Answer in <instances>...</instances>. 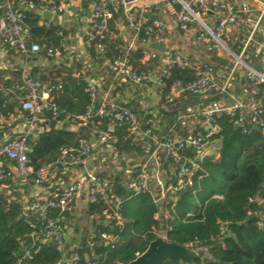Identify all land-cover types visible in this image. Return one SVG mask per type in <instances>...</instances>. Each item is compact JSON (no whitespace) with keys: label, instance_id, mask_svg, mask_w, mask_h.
Instances as JSON below:
<instances>
[{"label":"built area","instance_id":"built-area-1","mask_svg":"<svg viewBox=\"0 0 264 264\" xmlns=\"http://www.w3.org/2000/svg\"><path fill=\"white\" fill-rule=\"evenodd\" d=\"M82 1L89 10L83 44L87 50L96 52L97 57L94 58L102 69L108 71L110 85L107 91L99 93L95 84L85 82L88 106L84 114L73 116L55 102V96L62 91L59 80L47 83L22 74L19 80L12 82L7 77H0V98L4 104L12 98L18 105L16 113L0 117V133L4 134L0 138V185H15L18 179L25 184L49 187L57 178L77 173L88 166L93 158V148L86 140H80L77 149H61L53 162L37 169L30 165L28 141L48 131L52 122L68 125L72 132L79 128L88 129L90 140L100 147L113 146L117 142V132L123 131L124 140L135 137L146 140L151 144L152 157L163 154L176 170L173 178H163L146 161L141 163L137 172L124 170L119 184L126 187L132 196L149 195L155 205L166 208L178 192L193 185L196 173L202 171L200 163L209 160L205 155V147L209 144L207 138L219 132L216 119L220 115L228 118L233 129L249 134L257 128L264 136V106L261 104L264 100V0ZM44 9L36 6L33 0H0L1 47L8 53L25 56L43 53L49 60L61 58L66 52L63 33L60 30L56 33L60 39L59 48L40 45L33 41L26 23L28 14ZM48 12L54 17L61 13V8L51 5ZM117 22L123 27V36ZM43 25L49 28L51 23L45 21ZM174 42L180 48H173ZM111 46L114 54L109 57ZM159 46L162 51L153 49ZM190 46L200 47L208 59L189 60L182 50ZM137 52L140 57L135 63L132 55ZM215 58L220 59V64H214L212 59ZM174 70H189L191 80H174L168 86ZM237 73L244 75L248 96L254 102L248 105L243 100L231 98L225 105L215 103L206 107L200 113L203 128L207 130L205 137L198 132H190L186 138L171 136L169 132L156 135L136 112L118 106L111 95L117 82L126 83L129 90L153 84L162 95L163 110L168 111L181 93L199 101L229 97L231 81ZM18 122L24 124V129L16 137H11L9 131ZM115 159V162L124 160L122 157ZM83 176V181L71 178L59 192L44 200L34 198L27 204L23 215L32 232L26 240L18 241L21 256L14 264H26L41 246L53 244L61 252L56 264H80L81 261L98 264L91 240L86 243L87 252L82 257L78 253L81 247L71 252L66 248L64 229L72 204L83 192L85 183L84 194L89 206L102 207L97 214L101 223L121 227L122 198L116 193L114 182L103 177L101 172L86 170ZM213 199L222 200V197L215 195ZM248 202L252 203L253 199ZM256 203L261 205L262 201ZM162 215L163 222L157 229L152 227L151 234L167 241V223L171 216L166 210ZM247 216L256 217L257 227L262 228L264 210L253 214L248 212ZM153 219L159 221V213ZM228 236L224 226L219 224L217 240L220 242ZM28 239H31V244L27 243ZM99 240L112 247L118 236L102 233ZM27 245L34 249L27 250ZM183 247L195 253L196 258L203 257L196 239Z\"/></svg>","mask_w":264,"mask_h":264},{"label":"trees","instance_id":"trees-1","mask_svg":"<svg viewBox=\"0 0 264 264\" xmlns=\"http://www.w3.org/2000/svg\"><path fill=\"white\" fill-rule=\"evenodd\" d=\"M33 2L38 6L36 1ZM26 23L34 42L59 48L60 39L56 36V26H38L35 14H28ZM110 48L109 57H112L114 51L112 46ZM90 53L95 56L93 50ZM132 57L136 63L140 57L139 52ZM174 80L190 81L191 72L174 70L167 82L168 86ZM60 82L62 91L55 96V102L73 116L84 114L89 103L84 93V84L71 78L69 74L61 78ZM187 96L194 104L200 103L204 107L208 105L206 100L199 101L193 96ZM214 100L216 98L212 101ZM172 108L173 106L165 113L170 120L177 115ZM12 109L13 106L8 105V102L4 104L0 101V117L12 113ZM187 113L188 111L185 115ZM200 120L203 121V118ZM216 123L219 132L207 138V142L213 138L218 139L217 158L201 162L202 171L196 173L193 185L178 192L175 200L166 208L155 205L149 195L132 196L115 180L116 193L122 198L120 214L123 225L116 227L99 224L94 237L81 242L79 255L82 257L87 252L86 243L91 240L94 242L98 264H128L134 261L154 240L151 228H159V223L163 222L162 211L166 210L171 216L167 223V242L183 246L196 239L199 250L207 253L206 257H198L190 264H264V222L262 228H258V219L247 216L248 212L253 214L264 210V136L255 130L244 134L241 129H233L224 114L216 119ZM53 124L54 122L48 131L28 141V160L34 169L55 161L61 149H77L80 140L89 142L91 139L90 131L86 128L72 132L66 126L55 129ZM199 133L206 136L202 129ZM189 134H185V137ZM123 137L124 132L118 131L117 142L113 145L120 157L125 158L131 153L142 155V149L134 145L133 139L124 140ZM199 176H202L201 179H198ZM5 190H0V264H14L21 256L18 241L26 240L32 229L19 204L7 196ZM215 195L221 196L222 200L213 199ZM249 199H253V202L249 203ZM256 199L262 201V204L258 205ZM101 208L99 205H91L87 214L95 216L100 213ZM157 213L159 221L153 219ZM189 214L192 216L189 217ZM219 224L234 239L225 237L219 242ZM102 233L117 235V243L110 247L100 242L99 236ZM26 247L30 251L34 249L30 245ZM60 257V250L53 245L41 246L26 264H56ZM80 264L84 262L81 261Z\"/></svg>","mask_w":264,"mask_h":264},{"label":"crops","instance_id":"crops-1","mask_svg":"<svg viewBox=\"0 0 264 264\" xmlns=\"http://www.w3.org/2000/svg\"><path fill=\"white\" fill-rule=\"evenodd\" d=\"M34 1L37 2L38 7H45L41 12L36 10L30 13L38 17V26L40 27H43V23L47 21L46 19H49L47 11L51 5L61 8V13L54 17L51 16L49 22L63 33L66 39V52L59 59L49 60L45 58L43 53L38 55L28 54L26 56L19 53H8L0 45V77H7L10 81L15 82L24 74L31 78L41 80L42 82L50 83L52 81H60L61 78H65L69 74L71 78L76 81H81L83 84L85 82L95 84L99 93L107 91L110 85L108 71L98 65V60L91 55L90 50H87L83 44L89 19L87 5L82 0ZM117 24L123 36V27L118 22ZM178 45L177 42H174L173 48H180ZM94 53L96 56V52ZM182 53L193 62L208 59V56H206L200 47H185ZM212 60L215 65L220 64V59L215 58ZM229 94V97L221 98V100L216 99L212 101L213 98L206 100L208 105L204 107L200 103L194 104L186 94L181 93L174 100L172 108L174 109L172 111L177 112V115L174 119L172 118L170 120L165 116L167 111L163 110L162 95L153 84L143 85L129 90L126 83L117 82L116 90L111 93L118 106H128V108L136 112L145 123V126L148 125L153 128L154 134L159 135L169 132L171 136L181 138H186L185 134L190 132L199 133L201 129L207 135V130L203 128L202 120H200L202 117H198L206 107L213 106L215 103L225 105L230 102L231 98L243 100L248 105L254 102L248 96V85L242 73H237L234 76L229 88ZM0 101L3 102L1 98ZM8 105L13 106L11 114L18 111V105L12 98L8 100ZM187 111L188 113L185 115ZM50 126L51 123L49 124V129ZM64 126L68 129V125H62L60 123L53 124L55 129H60ZM23 129L24 124L18 122L10 129V136L16 137ZM3 137L4 134L0 133V138ZM133 141L135 146L142 149V155L131 153L124 160L115 162V158L120 156L116 153L113 146L100 147L96 142L90 140L89 142L93 148V158L88 166L79 170V172L57 178L49 187L25 184L17 179L15 185H0V190L5 188V194L12 200H15L24 213L27 204L34 198L40 200L47 199L52 193L62 190L63 184H66L71 178L78 179L76 176L80 173L83 174L86 170L99 171L103 177L111 179L113 182L118 180L120 183L124 170L131 169L137 172L141 163L144 164L146 161H149L148 166L154 171L157 170L162 174L163 178L174 177L176 167L163 154L158 153L157 156L152 157L153 150L150 146L151 144L146 143V140L138 137L133 138ZM218 149V139H210L209 144L205 147L206 157L215 160L218 156ZM85 191L86 184L83 183V192L75 198L65 225V244L69 252L79 248L83 240L93 238L96 227L102 224L97 215L92 216L87 214L89 204L86 201Z\"/></svg>","mask_w":264,"mask_h":264},{"label":"water","instance_id":"water-1","mask_svg":"<svg viewBox=\"0 0 264 264\" xmlns=\"http://www.w3.org/2000/svg\"><path fill=\"white\" fill-rule=\"evenodd\" d=\"M47 13L49 19L46 20L49 21L51 14L48 11ZM153 49L162 51L161 46L153 47ZM259 69V66H257V70ZM261 104L264 106V100ZM253 130L257 131V128H253ZM124 189L129 193V190L126 187H124ZM256 201L259 202L260 200L256 199ZM228 237L234 239L231 234H229ZM27 243L31 244V239H28ZM53 247L56 249L57 245L53 244ZM195 259L196 254L185 247L164 241L161 238H155L148 244L146 251L142 255L138 256L134 261L128 264H190Z\"/></svg>","mask_w":264,"mask_h":264},{"label":"rangeland","instance_id":"rangeland-1","mask_svg":"<svg viewBox=\"0 0 264 264\" xmlns=\"http://www.w3.org/2000/svg\"><path fill=\"white\" fill-rule=\"evenodd\" d=\"M264 27V26H263ZM211 153V152H210ZM106 163H108V161H106ZM76 178H78L80 181H83L84 180V176L82 173H80L78 176H76ZM201 255L203 257H206L207 256V253L203 250H201Z\"/></svg>","mask_w":264,"mask_h":264}]
</instances>
